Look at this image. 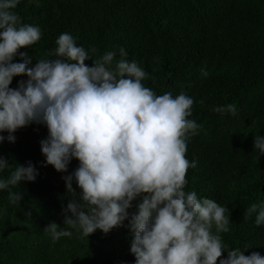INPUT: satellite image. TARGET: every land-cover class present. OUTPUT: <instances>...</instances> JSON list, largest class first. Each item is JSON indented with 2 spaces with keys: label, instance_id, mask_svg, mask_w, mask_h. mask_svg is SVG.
Returning a JSON list of instances; mask_svg holds the SVG:
<instances>
[{
  "label": "trees",
  "instance_id": "16d2710c",
  "mask_svg": "<svg viewBox=\"0 0 264 264\" xmlns=\"http://www.w3.org/2000/svg\"><path fill=\"white\" fill-rule=\"evenodd\" d=\"M13 11L22 24L42 32L38 42L18 50L14 63L23 62L20 53L32 58L29 67L54 59L49 54L56 40L69 33L93 60L114 51L112 68L123 48V59L148 73L142 83L157 95L184 92L192 97L189 119L203 127L187 140L186 158L197 166L188 169L185 191L228 208L229 231L220 233L226 249L264 257V225H255V213L245 217L252 204H264V155L254 150L255 137H264V0H19ZM92 59L85 63L93 66ZM27 79L14 76L10 87ZM230 104L235 115L213 111ZM0 135L5 137L0 156L11 165L0 171V179L29 162L38 172L35 181L0 190V264H135L130 220L143 196L132 202L122 227L84 237L64 225L63 212L72 201L82 204L75 178V195L65 180L80 162L72 158L66 172L46 163L41 151L49 135L45 124L34 121L17 129L14 142L7 139L9 133ZM9 191L23 198L13 204ZM52 222L72 236L53 242L45 231ZM227 255L225 250L221 259Z\"/></svg>",
  "mask_w": 264,
  "mask_h": 264
},
{
  "label": "clouds",
  "instance_id": "9594fccd",
  "mask_svg": "<svg viewBox=\"0 0 264 264\" xmlns=\"http://www.w3.org/2000/svg\"><path fill=\"white\" fill-rule=\"evenodd\" d=\"M19 0H0V133H9L31 122L45 124L48 137L41 141L46 163L57 172H66L72 158L80 164L65 177L75 195L72 180L81 190L79 198L63 209L64 225L89 237L96 230L105 234L122 227L129 218L132 202L143 196L138 212L132 215L134 235L131 253L135 264H264L259 252L245 255L240 248L226 249L220 233L229 231L228 208L210 198L186 192L187 172L197 166L186 158L187 140L203 127L192 115L194 100L181 92L157 95L142 81L148 73L135 61L123 57L112 68L114 51L93 60L88 50L77 46L69 33L56 40L57 47L29 67L31 59L20 53L22 63L13 59L22 47L41 39L38 26L22 24L13 11ZM96 49H91L95 52ZM92 59L93 66L85 61ZM26 75L17 88L13 77ZM205 78L209 75L201 69ZM204 103L203 100L200 101ZM215 112L236 114L235 105L218 106ZM5 137L0 135V142ZM264 155V137H255L254 150ZM11 167L0 156V171ZM35 167L17 165L0 190L22 180L35 181ZM22 193L9 191L16 204ZM82 207H87L86 213ZM255 215V225H264V204H252L245 217ZM215 227V232H213ZM45 231L53 242L71 237L72 232L55 222ZM227 250V258L221 259Z\"/></svg>",
  "mask_w": 264,
  "mask_h": 264
}]
</instances>
